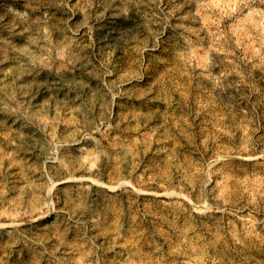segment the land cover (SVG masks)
Wrapping results in <instances>:
<instances>
[{
    "label": "rangeland",
    "instance_id": "374dc122",
    "mask_svg": "<svg viewBox=\"0 0 264 264\" xmlns=\"http://www.w3.org/2000/svg\"><path fill=\"white\" fill-rule=\"evenodd\" d=\"M0 264H264V0H0Z\"/></svg>",
    "mask_w": 264,
    "mask_h": 264
}]
</instances>
